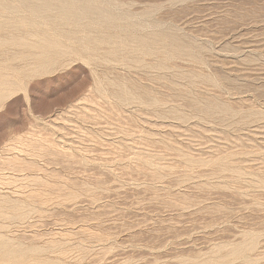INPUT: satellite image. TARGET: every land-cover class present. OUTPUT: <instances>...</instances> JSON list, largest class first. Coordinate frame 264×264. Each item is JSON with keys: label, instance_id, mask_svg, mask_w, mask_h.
<instances>
[{"label": "rangeland", "instance_id": "obj_1", "mask_svg": "<svg viewBox=\"0 0 264 264\" xmlns=\"http://www.w3.org/2000/svg\"><path fill=\"white\" fill-rule=\"evenodd\" d=\"M0 264H264V0H0Z\"/></svg>", "mask_w": 264, "mask_h": 264}, {"label": "bare ground", "instance_id": "obj_2", "mask_svg": "<svg viewBox=\"0 0 264 264\" xmlns=\"http://www.w3.org/2000/svg\"><path fill=\"white\" fill-rule=\"evenodd\" d=\"M40 47V46H39Z\"/></svg>", "mask_w": 264, "mask_h": 264}]
</instances>
